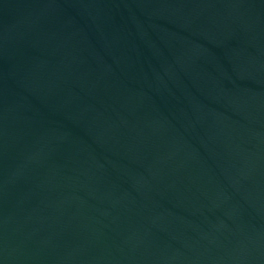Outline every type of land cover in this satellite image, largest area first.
Here are the masks:
<instances>
[{"label": "water", "instance_id": "water-1", "mask_svg": "<svg viewBox=\"0 0 264 264\" xmlns=\"http://www.w3.org/2000/svg\"><path fill=\"white\" fill-rule=\"evenodd\" d=\"M0 264H264V0H0Z\"/></svg>", "mask_w": 264, "mask_h": 264}]
</instances>
